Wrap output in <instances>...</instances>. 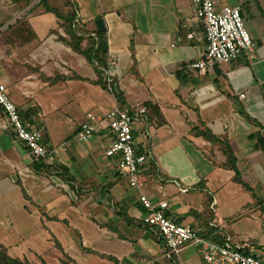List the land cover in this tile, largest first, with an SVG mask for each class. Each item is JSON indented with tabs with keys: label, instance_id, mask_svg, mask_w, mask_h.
<instances>
[{
	"label": "crops",
	"instance_id": "0c3cea01",
	"mask_svg": "<svg viewBox=\"0 0 264 264\" xmlns=\"http://www.w3.org/2000/svg\"><path fill=\"white\" fill-rule=\"evenodd\" d=\"M48 1L0 0V81L55 155L51 164L36 161L0 106L7 254L29 264H206L193 243L165 257L163 240L144 222L143 192L166 201V214L198 235L264 257V0H218V8L240 5L256 48L206 72L191 66L206 48L192 0ZM49 6L74 12L73 28L86 30L83 46L98 40L103 20L105 85ZM128 105L149 109L133 126L135 150L146 155L140 189L119 173L118 156L106 154L114 139L106 113ZM90 113L98 129L81 142ZM197 126L229 142L242 182Z\"/></svg>",
	"mask_w": 264,
	"mask_h": 264
},
{
	"label": "built area",
	"instance_id": "2783aa9c",
	"mask_svg": "<svg viewBox=\"0 0 264 264\" xmlns=\"http://www.w3.org/2000/svg\"><path fill=\"white\" fill-rule=\"evenodd\" d=\"M193 11L201 22L206 39L203 57L191 64L201 72H206L217 63H228L239 54L252 57L256 44L247 29L240 5H224L218 8V0H192ZM193 38L194 34L189 33ZM105 81L110 85L111 78ZM244 97V94L240 95ZM0 106L7 121L13 127L15 136L25 143L36 161L44 160L51 164L55 155L42 144V136L38 130L30 128L19 114L16 105L9 97L7 86L0 81ZM133 111L131 106H115L106 113V119L114 135V139L106 150L110 157L118 156V171L129 178L131 186L141 188L145 178L146 155L135 150L133 126L148 113L145 105H137ZM88 121L81 125L77 139L87 142L98 129V116L88 115ZM144 166V167H143ZM139 201L145 209L144 222L159 235L165 245V257L172 259L187 244H195L206 264H264V257L246 253L243 246L232 244L229 240L219 244L200 236L189 223H179L176 218L166 214V201H154L145 193H141Z\"/></svg>",
	"mask_w": 264,
	"mask_h": 264
},
{
	"label": "trees",
	"instance_id": "16d2710c",
	"mask_svg": "<svg viewBox=\"0 0 264 264\" xmlns=\"http://www.w3.org/2000/svg\"><path fill=\"white\" fill-rule=\"evenodd\" d=\"M49 11H52L54 13H56L60 18L64 19L63 23L64 26L63 28L67 31L71 41H70V45L71 47L76 51L81 53L82 55H84L87 60L90 63H95V70L97 72V75L99 76L97 82L99 84H104L103 80H104V75H103V71L101 70V67H107V37H106V32L105 30L100 31L97 29V34H98V40H95L93 38H91L88 43L83 46V40L85 39L82 35V33H84L86 30L85 29H81L80 33L78 34L77 31L75 30V28H73V20L75 18V14L73 11H69L67 14H65L64 16L60 15L61 13L58 11L57 8L55 7H51L49 6L47 8ZM105 85V84H104ZM106 87V86H105ZM116 92V90H115ZM117 97L120 98V93H117ZM147 110H148V115H149V109L148 106ZM152 107V106H151ZM193 131L196 132V134L198 135H202L203 137H205L206 139L214 142V143H218L219 146L221 147V149L223 150V152L225 153V156L227 157V161L224 164V166L226 168H231L234 169L236 171V179L238 181H241V177H240V173L237 169V162H236V157L234 155L233 149L230 146L229 142L225 139H220L216 136H214L209 129L207 128H203L201 129L200 127H194ZM0 264H29L28 262H23L19 259H14L11 258L8 254H7V250L6 248L0 244Z\"/></svg>",
	"mask_w": 264,
	"mask_h": 264
},
{
	"label": "rangeland",
	"instance_id": "374dc122",
	"mask_svg": "<svg viewBox=\"0 0 264 264\" xmlns=\"http://www.w3.org/2000/svg\"><path fill=\"white\" fill-rule=\"evenodd\" d=\"M39 1H40V0H29L28 3H31V4L36 3L37 5H39V4H40ZM48 2H49L50 4H52V5L55 4V2H52V1H50V0H49ZM36 8H38V7H36ZM63 29H64V28H63ZM63 31H64L65 34L69 37L67 31H66L65 29H64Z\"/></svg>",
	"mask_w": 264,
	"mask_h": 264
},
{
	"label": "water",
	"instance_id": "95a60500",
	"mask_svg": "<svg viewBox=\"0 0 264 264\" xmlns=\"http://www.w3.org/2000/svg\"><path fill=\"white\" fill-rule=\"evenodd\" d=\"M96 24H97V26H98V28H99L100 30L105 29V25H104L103 20H101V19H97V20H96Z\"/></svg>",
	"mask_w": 264,
	"mask_h": 264
}]
</instances>
